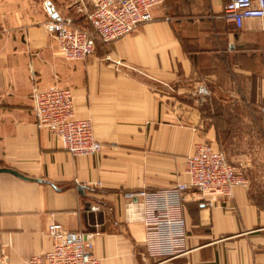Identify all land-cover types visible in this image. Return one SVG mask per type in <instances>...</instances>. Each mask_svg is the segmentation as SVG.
Returning a JSON list of instances; mask_svg holds the SVG:
<instances>
[{"label":"crops","instance_id":"1","mask_svg":"<svg viewBox=\"0 0 264 264\" xmlns=\"http://www.w3.org/2000/svg\"><path fill=\"white\" fill-rule=\"evenodd\" d=\"M229 1L166 0L153 21L69 62L48 24L71 18L89 28V0H0V169L39 180L0 172V264L48 252L53 223L96 232L102 264H158L146 258L143 222L131 218L123 194L186 182V157L197 144L223 142L235 120L245 145H264L256 137L264 124V19L236 29L223 18ZM34 76L41 89L73 90L76 116L92 120L103 144L99 154L73 156L38 127ZM200 84L207 100L195 93ZM202 202L189 191L187 251L161 264H264V206L251 188Z\"/></svg>","mask_w":264,"mask_h":264},{"label":"built area","instance_id":"2","mask_svg":"<svg viewBox=\"0 0 264 264\" xmlns=\"http://www.w3.org/2000/svg\"><path fill=\"white\" fill-rule=\"evenodd\" d=\"M165 1L89 0L86 17L91 29L77 26L71 18H59L49 22V34L64 60L85 61L95 53L99 42L110 44L153 21V10ZM223 18L236 29L243 28L248 20H263L264 0H230L224 7ZM195 93L201 101L210 96L203 84L196 87ZM31 98L38 127L57 134L68 153L91 156L103 150V144L94 136L92 120L76 116L71 88L41 89L34 76ZM184 172L186 182L123 194L131 206L128 209L131 218L136 214L143 222L145 256L158 264L171 262L187 251L185 200L189 191L199 192L202 203L211 205L220 198L230 200L236 188L249 186L245 174L209 143L195 146L185 159ZM132 207H137V211ZM48 235L52 248L45 254L21 262L6 260L3 264H102L94 253L96 232L71 231L61 223H53Z\"/></svg>","mask_w":264,"mask_h":264},{"label":"rangeland","instance_id":"3","mask_svg":"<svg viewBox=\"0 0 264 264\" xmlns=\"http://www.w3.org/2000/svg\"><path fill=\"white\" fill-rule=\"evenodd\" d=\"M89 29H91L90 26ZM261 120H264V115L262 118L260 117ZM231 129L233 132L228 134L226 139L219 145H215L214 148L222 151L227 160L245 174L254 200L264 206V145L261 143V146L258 145L254 149H250L248 144L245 145L241 141L242 135L237 120ZM256 137L264 139V124H260Z\"/></svg>","mask_w":264,"mask_h":264},{"label":"water","instance_id":"4","mask_svg":"<svg viewBox=\"0 0 264 264\" xmlns=\"http://www.w3.org/2000/svg\"><path fill=\"white\" fill-rule=\"evenodd\" d=\"M0 172L10 173V174H13V175H15V176L21 178V179L28 180V181H39V180H34L33 178H29V177H27V176H25V175H23V174H21V173L15 171V170H13V169H10V168H1V169H0ZM79 190L82 192V191H83V187L80 186V187H79ZM135 202H136V200H135ZM130 207H131V206L129 205V206H128V209H129ZM132 208H133L135 211H137V210H136L137 207H132ZM129 211H130V210H129ZM133 217H134V220H141L140 218H138V216H137L136 214H135Z\"/></svg>","mask_w":264,"mask_h":264}]
</instances>
